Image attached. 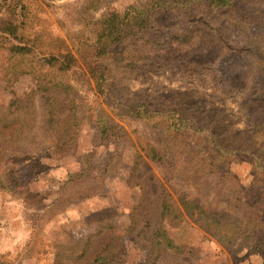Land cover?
<instances>
[{"label": "rangeland", "instance_id": "obj_1", "mask_svg": "<svg viewBox=\"0 0 264 264\" xmlns=\"http://www.w3.org/2000/svg\"><path fill=\"white\" fill-rule=\"evenodd\" d=\"M151 1L0 0V28L19 27L37 49L11 56L0 48V116L15 113L9 126L22 127L20 143L0 141V264H92L106 246L119 255L114 264H149L162 201L242 225L249 209L264 220V0H239L211 15L156 10L154 31L194 33L184 42L128 34L100 57L119 104L163 111L142 120L95 93L88 65L101 20ZM49 53L71 56V70L41 66ZM61 78L72 95L56 90L59 112L48 131L60 137L62 155L43 133L46 95L34 91L38 79ZM173 112L191 128L166 146L161 125ZM100 119L122 137L102 141ZM150 149L162 160L148 159ZM174 224L163 227L183 249L162 251L155 264H264V228L222 245L185 215Z\"/></svg>", "mask_w": 264, "mask_h": 264}, {"label": "trees", "instance_id": "obj_2", "mask_svg": "<svg viewBox=\"0 0 264 264\" xmlns=\"http://www.w3.org/2000/svg\"><path fill=\"white\" fill-rule=\"evenodd\" d=\"M239 0H152L149 5L144 8H138L131 5L126 8L122 15L115 12L109 13L100 22L99 29L95 35V51H93V61L88 65L89 74L94 83L95 93L108 103V105L120 106L125 114L134 118H141L142 120H151L157 115L163 114V111H152L148 104L139 103L137 105L133 103L119 104L118 94L116 91H112L113 84L108 77L107 69L100 63L99 58L105 55L113 53V49L117 46L126 36L129 34H143L148 35V38H154V41H187L194 31H175V30H163L154 31V17L155 11L160 9H169L176 11H184L187 16H190V12L193 9H201L206 14L211 15L215 11L229 9L233 4ZM190 18V17H188ZM3 35L9 36L11 39L22 45L18 46L11 42H6ZM19 35V27L13 26L10 23H6L5 26L0 28V48H5L11 56H27L32 54V50L35 52L37 49L33 47L27 41L23 34L21 38H25L26 41H22ZM4 41V42H3ZM73 58L68 55L48 54L47 57H43L38 60L41 66H47L55 69L59 74L68 73L73 67ZM44 75H42L43 77ZM61 89L66 95H72V87L66 83L62 78L53 80L38 79L36 81L35 92L44 93L46 97L42 101V107L44 110L42 127L46 139H50L55 143L54 149L59 152L58 154H64V144L58 145V139L60 137L51 136L48 131L49 123L54 122V116L59 112L57 106L59 102L53 97L56 90ZM69 105L73 108V101L69 100ZM16 112H19L16 111ZM72 112V114H73ZM15 113H7V115L0 116V141L9 142L11 144L20 143L22 138V127L20 129H12L9 126L10 120L13 125H16V119L12 118ZM25 115H23L24 118ZM25 122V120H24ZM162 132L164 133L163 142L166 146H170V140L177 137V134L183 131L185 128H191V125L176 112L169 113L166 121L162 123ZM97 130L102 141H110L115 137L121 138L122 131L118 130L115 126L109 125V123L100 119L98 122ZM25 131H23L24 133ZM68 131H64L66 133ZM70 132V130H69ZM74 134L73 131L70 132ZM51 142V141H49ZM52 143V142H51ZM20 150V149H18ZM169 150V149H168ZM171 153V151H169ZM146 157L151 160L161 161L163 154L156 149H150L146 152ZM81 173V172H80ZM79 173V175H81ZM72 178H75L74 176ZM237 185V192L240 191ZM242 198L240 199V202ZM179 209L173 208L167 201L160 202L157 210L159 211V223L153 230V240L151 250L148 254V263L155 264L159 253L162 251H174V253H181L183 247H179L173 244L172 240L167 236L163 227L165 222L178 224L184 221V215L191 220L199 229L205 232L207 236L214 239L216 242L222 245L232 244L238 237L250 238L252 231L255 228H264V220L260 217H256L252 209L250 210V216L246 225H242L238 219L214 213L211 211L203 210L201 207H191L189 204L182 205ZM262 212V210H261ZM177 222V223H176ZM249 226L246 232L244 228ZM110 249L106 246L98 255L93 259L92 264H114L119 255L116 256L110 253ZM147 258V257H146ZM146 259L144 260V262ZM143 262V263H144Z\"/></svg>", "mask_w": 264, "mask_h": 264}]
</instances>
